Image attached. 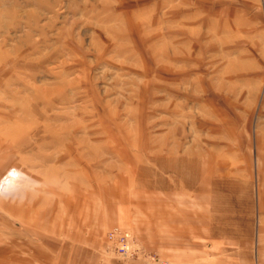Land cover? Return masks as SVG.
I'll use <instances>...</instances> for the list:
<instances>
[{
	"label": "rangeland",
	"instance_id": "rangeland-1",
	"mask_svg": "<svg viewBox=\"0 0 264 264\" xmlns=\"http://www.w3.org/2000/svg\"><path fill=\"white\" fill-rule=\"evenodd\" d=\"M10 170L6 254L264 264V0H0Z\"/></svg>",
	"mask_w": 264,
	"mask_h": 264
},
{
	"label": "crops",
	"instance_id": "crops-1",
	"mask_svg": "<svg viewBox=\"0 0 264 264\" xmlns=\"http://www.w3.org/2000/svg\"><path fill=\"white\" fill-rule=\"evenodd\" d=\"M16 230L21 229L23 232L25 228H28L29 233L24 232L25 237L27 234H32V231L36 230L35 225H28L24 223H19ZM29 241V239H27ZM3 253V254H2ZM12 257H9V256ZM52 255H32L25 256L22 258L21 255H18L17 249H9L8 254L6 252H1L0 248V264H16V263H35L38 262L43 264H119L117 260L108 258L107 256H74V255H57L56 257H51ZM18 259V260H17Z\"/></svg>",
	"mask_w": 264,
	"mask_h": 264
},
{
	"label": "built area",
	"instance_id": "built-area-1",
	"mask_svg": "<svg viewBox=\"0 0 264 264\" xmlns=\"http://www.w3.org/2000/svg\"><path fill=\"white\" fill-rule=\"evenodd\" d=\"M107 238L117 255L125 259L132 258L133 250H131V244L133 243V238L129 233L112 230L108 233Z\"/></svg>",
	"mask_w": 264,
	"mask_h": 264
},
{
	"label": "bare ground",
	"instance_id": "bare-ground-1",
	"mask_svg": "<svg viewBox=\"0 0 264 264\" xmlns=\"http://www.w3.org/2000/svg\"><path fill=\"white\" fill-rule=\"evenodd\" d=\"M20 176L16 170H10L2 179L0 184V194H7L17 187ZM21 186V185H20ZM3 188V189H2ZM18 188V187H17ZM13 193V192H12ZM11 193V194H12Z\"/></svg>",
	"mask_w": 264,
	"mask_h": 264
}]
</instances>
